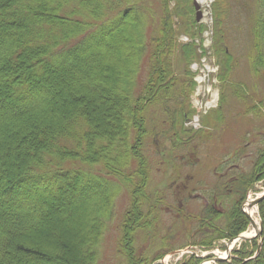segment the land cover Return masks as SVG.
Here are the masks:
<instances>
[{
  "label": "trees",
  "instance_id": "1",
  "mask_svg": "<svg viewBox=\"0 0 264 264\" xmlns=\"http://www.w3.org/2000/svg\"><path fill=\"white\" fill-rule=\"evenodd\" d=\"M129 2L0 0V264H100L117 192L104 174L134 188L133 195L141 188L122 224L127 264H160L177 250L168 244L150 257L138 255L134 244L137 231H151L156 221L153 208L143 210L150 177L141 143L148 135V105H164L173 96L178 37L168 0L160 1L164 18L154 37L147 36L139 4ZM251 39L259 75L264 0ZM200 47L188 44L183 54L198 57ZM144 61L147 77L139 88ZM223 64L229 72L231 60ZM226 73L219 75L222 81ZM191 82L192 90L197 83ZM225 103L223 95L220 106ZM259 103L247 113H264V99ZM247 177L251 186L264 181V148ZM241 203L226 214L203 211L194 245L211 250L246 232L250 222ZM259 210V254V240L246 241L220 264H264V201ZM202 263L190 256L179 264Z\"/></svg>",
  "mask_w": 264,
  "mask_h": 264
},
{
  "label": "rangeland",
  "instance_id": "2",
  "mask_svg": "<svg viewBox=\"0 0 264 264\" xmlns=\"http://www.w3.org/2000/svg\"><path fill=\"white\" fill-rule=\"evenodd\" d=\"M130 1V4H139L137 14L148 25L147 36H157L160 20L164 18L162 0ZM194 1L168 0L178 37V50L173 59L178 80L172 98L164 105L149 104L146 110L148 135L141 143L140 153L148 163L150 179L146 188L148 197L142 196L141 199L148 200L143 210L147 214L148 209L153 208L152 219L154 221L156 218V221L151 231L148 228L137 231L134 246L138 255L152 257L168 244L177 250L190 247L193 252L203 255L202 252L207 250L194 245V242L198 238L200 219L205 218L201 217L206 210L205 202L202 199H182V202H178L179 199H166L170 193L164 184L169 185L174 180H192L191 186L197 187L206 181H219L220 178L214 175L213 166L225 172L236 165L240 169L234 168L232 174L239 175L241 170L251 175L257 152L264 148V113H247L251 106H258L264 99V72L256 75L251 60L252 29L259 0H197L204 13L202 22L197 25L193 23L196 21ZM200 24L203 25L201 34ZM188 44L202 45L203 49L200 47L198 51L200 56L184 55L183 49ZM225 50L228 55L223 56ZM220 57L222 62H218ZM228 59L231 60L229 72L223 64ZM143 65L139 88L146 81L148 61H144ZM224 71L227 72L226 81L219 76ZM200 78L203 81L191 90V81ZM183 90L186 93L190 91L186 98L182 97ZM223 95L226 103L222 108L220 102ZM218 110L222 116L215 112ZM104 177L116 185L114 191L117 189V192L114 198L115 215L100 249V264H127L120 250L122 224L133 203L132 199H140L137 194L141 188L139 185L133 195L135 189L131 186L105 174ZM263 191L264 181L256 182L248 198H254ZM199 193L203 194L202 191ZM164 195L165 199H161ZM246 200L242 199L241 204ZM235 201L231 199L227 208L231 209ZM181 203L183 208L180 210ZM195 217L200 219L192 221ZM223 244H218L222 250L216 247L209 251L219 249L224 252ZM179 259L178 256L173 257L169 263L179 264Z\"/></svg>",
  "mask_w": 264,
  "mask_h": 264
},
{
  "label": "flooded vegetation",
  "instance_id": "3",
  "mask_svg": "<svg viewBox=\"0 0 264 264\" xmlns=\"http://www.w3.org/2000/svg\"><path fill=\"white\" fill-rule=\"evenodd\" d=\"M221 167H224V166H221ZM234 168L237 170L240 169L239 166L233 165L229 169L225 170V172H223L221 169H219V167L213 166V172H215L214 175L220 178V180L219 181L218 180L206 181L205 184H202L197 187L191 186L192 180H174L169 185L165 183L164 187L165 189L169 190L170 196L166 197L164 195V198H161V199H165V197L166 199H179L178 202L180 201L182 202V199H202L205 202V208H206L205 212L211 209L210 212H213V213L222 212L226 214L228 210L227 203L231 201V199H236L235 203H237L239 199H243V200L248 199V195L252 187L248 182V179H247L248 177L245 172H240L241 171L240 170L238 172L239 175L232 174ZM199 191H202L203 194L199 193ZM219 199L222 200L221 201L222 203H219L220 201ZM242 207L243 205L241 204V210H242ZM155 208L157 209L158 206L155 205ZM182 208L183 206L181 203V206L179 209L181 210ZM198 218L199 217L197 218L195 217L191 220L195 221V219H198ZM220 225L224 226V223H220ZM262 237H263V228H262V235L253 239V240H256L259 238V248H260V244H262L263 242ZM233 240L234 239H223V240L217 241L216 245L222 242L224 243L222 247H224V249H227V245L231 243V241Z\"/></svg>",
  "mask_w": 264,
  "mask_h": 264
},
{
  "label": "water",
  "instance_id": "4",
  "mask_svg": "<svg viewBox=\"0 0 264 264\" xmlns=\"http://www.w3.org/2000/svg\"><path fill=\"white\" fill-rule=\"evenodd\" d=\"M194 6H195V9H196L197 22H201V20L203 18L202 6L200 5V3L197 0L194 1ZM263 201H264V192L261 195L257 196L255 199L252 200L250 207H259L260 203L263 202ZM246 204H247L246 202L243 204L242 210H243L244 214L247 216V218L251 221V218H250L249 214L244 210V207H245ZM254 227H256V226L254 225ZM256 229H257V227H256ZM261 235H262V223H261V230L258 231L257 235H255L253 237H250V236H247L246 234H243L242 236L239 237V239H243L245 241H248V240L250 241V240H253L256 237L261 236ZM232 242H234V241H231V243ZM261 246H262V244H260L259 251L261 249ZM213 261L215 263H221V262H223L225 260L222 259V258H214Z\"/></svg>",
  "mask_w": 264,
  "mask_h": 264
},
{
  "label": "bare ground",
  "instance_id": "5",
  "mask_svg": "<svg viewBox=\"0 0 264 264\" xmlns=\"http://www.w3.org/2000/svg\"><path fill=\"white\" fill-rule=\"evenodd\" d=\"M253 199L254 198H249V200L247 201L245 210L249 214L252 224L259 227V224H260L259 210L257 207H250ZM256 232H257L256 229H254L252 227L251 230L246 233V235L247 236H254L256 234ZM233 245L234 244H232L231 247H233ZM217 253L225 256V253H219V252H217ZM203 264H214V263L212 262V260H208V261L204 262Z\"/></svg>",
  "mask_w": 264,
  "mask_h": 264
},
{
  "label": "built area",
  "instance_id": "6",
  "mask_svg": "<svg viewBox=\"0 0 264 264\" xmlns=\"http://www.w3.org/2000/svg\"><path fill=\"white\" fill-rule=\"evenodd\" d=\"M189 253H192V252H189Z\"/></svg>",
  "mask_w": 264,
  "mask_h": 264
}]
</instances>
